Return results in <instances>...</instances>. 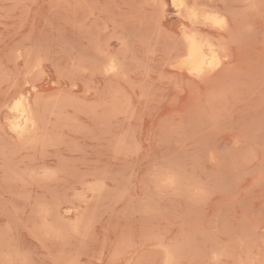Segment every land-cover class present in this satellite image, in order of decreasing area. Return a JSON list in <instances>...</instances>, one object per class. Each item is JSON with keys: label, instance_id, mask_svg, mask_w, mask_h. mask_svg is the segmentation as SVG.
I'll list each match as a JSON object with an SVG mask.
<instances>
[{"label": "rangeland", "instance_id": "374dc122", "mask_svg": "<svg viewBox=\"0 0 264 264\" xmlns=\"http://www.w3.org/2000/svg\"><path fill=\"white\" fill-rule=\"evenodd\" d=\"M188 2L202 74L171 0H0V264H264V0Z\"/></svg>", "mask_w": 264, "mask_h": 264}, {"label": "bare ground", "instance_id": "6f19581e", "mask_svg": "<svg viewBox=\"0 0 264 264\" xmlns=\"http://www.w3.org/2000/svg\"><path fill=\"white\" fill-rule=\"evenodd\" d=\"M171 1L174 3L177 12L181 16H185L189 21V24L184 25L183 27L185 47L182 49V51H180V54H178L180 57L174 62L175 66L180 70L194 74H199L203 71H210L214 69L218 65V52L216 50L218 46L215 48V42H212L213 39L210 36L202 35L203 32L198 33L194 31V28L198 24L202 27L203 25H208V29L214 24L222 25L223 19L220 20V18L217 17L214 12H210V9L209 11L200 10L197 5H195L196 2L190 4L188 0ZM210 30L212 31V29ZM216 36L218 37V35ZM174 56L177 57L176 55ZM112 61H110L108 64V69L110 70L114 69V67L116 68V65H114ZM28 102L29 101H27L26 96L23 93H19L17 96L15 95L9 104V109L12 110L13 114L15 115L13 121L11 120V126L13 131H16L18 135L27 132L34 124L35 115H33L32 108L28 106L30 105ZM13 114L11 116H13ZM8 118H10V116Z\"/></svg>", "mask_w": 264, "mask_h": 264}]
</instances>
